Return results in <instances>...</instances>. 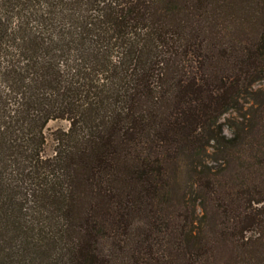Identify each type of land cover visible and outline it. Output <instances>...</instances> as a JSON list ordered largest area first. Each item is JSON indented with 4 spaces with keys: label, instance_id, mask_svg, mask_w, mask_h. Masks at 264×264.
Instances as JSON below:
<instances>
[{
    "label": "trees",
    "instance_id": "trees-1",
    "mask_svg": "<svg viewBox=\"0 0 264 264\" xmlns=\"http://www.w3.org/2000/svg\"><path fill=\"white\" fill-rule=\"evenodd\" d=\"M0 264H264V0H0Z\"/></svg>",
    "mask_w": 264,
    "mask_h": 264
},
{
    "label": "rangeland",
    "instance_id": "rangeland-1",
    "mask_svg": "<svg viewBox=\"0 0 264 264\" xmlns=\"http://www.w3.org/2000/svg\"><path fill=\"white\" fill-rule=\"evenodd\" d=\"M69 127V122L66 120H52L48 122L44 130V135L46 139V146L44 154L46 156H51L54 154V149L56 146L55 142V132L58 130H67ZM225 131L228 133V129L225 128ZM181 184H184L183 181Z\"/></svg>",
    "mask_w": 264,
    "mask_h": 264
}]
</instances>
